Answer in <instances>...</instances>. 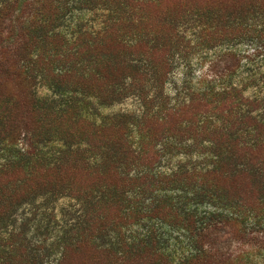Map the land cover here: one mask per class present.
Listing matches in <instances>:
<instances>
[{
    "label": "trees",
    "instance_id": "16d2710c",
    "mask_svg": "<svg viewBox=\"0 0 264 264\" xmlns=\"http://www.w3.org/2000/svg\"><path fill=\"white\" fill-rule=\"evenodd\" d=\"M98 1L0 0V87L6 72L22 75V60L67 58L56 49L42 55L38 47L42 41L61 36L60 28L75 3L92 8ZM114 20L113 44L117 49L128 43L127 33L135 34L136 42L145 40L148 22L143 14L120 11ZM81 32L75 31L72 40H86ZM71 37L67 40L72 41ZM82 47L77 53L89 57L84 56V60L106 59L101 37L84 41ZM117 49L113 60H126L124 51ZM6 60H16L13 68ZM57 76L54 79L66 87L63 77ZM122 79L115 84L126 85L129 78ZM226 103L220 108L234 123L222 127L204 124L200 118L197 122L211 135L205 152H201L203 161L170 170L157 169V165L163 155L181 144L170 139L172 136L193 132V128H184L185 113L165 110L162 121L152 122L153 128L144 122L146 117L143 132L139 130L144 139L139 155L120 125L113 143L100 146L96 182L86 191L75 189L77 181L69 174L79 167L87 171L85 167L90 169L94 161L63 155L48 164L41 156L18 147V140L12 141L18 148L1 166L20 169L12 175H0V264H264V117H254L251 109H245L246 102L236 116V110ZM199 110L202 116L213 111L198 109L192 117L196 118ZM177 119V128L166 129V122L174 124ZM236 119L238 123L247 121L243 129L236 127ZM8 121L11 132L18 131L12 114ZM24 128L36 131L35 126ZM66 145L62 151L70 152ZM96 147L90 144L92 150ZM42 195H67L79 205L60 220L50 244L55 254L39 252L31 242L25 246L13 241L20 231L17 222L27 217L25 211H19Z\"/></svg>",
    "mask_w": 264,
    "mask_h": 264
},
{
    "label": "rangeland",
    "instance_id": "374dc122",
    "mask_svg": "<svg viewBox=\"0 0 264 264\" xmlns=\"http://www.w3.org/2000/svg\"><path fill=\"white\" fill-rule=\"evenodd\" d=\"M118 2L101 0L92 8L75 3L60 28L61 36L51 42L42 41L38 47L42 55L56 49L68 57L22 60L21 76L5 73L0 87V175H12L20 169L1 166L18 147L35 157L41 156L48 164L63 155L78 161L88 158L94 161L90 169L79 167L69 174L77 181L74 188L86 191L93 189L91 185L96 182L95 161L101 156L100 146L113 143L120 125L139 155L144 141L139 130L143 132L144 122L153 128L152 122L162 121L165 110L185 113L184 128H193V132L184 136L168 134L172 137L167 138L181 144L163 155L157 165V169L170 170L180 164L203 161L205 155L201 152H205L211 135L197 123L199 118L211 126L234 123L226 112L222 113L223 103L229 102L237 116L246 102L245 109H251L254 117H264V0ZM120 11L125 15H144L148 22L144 41L136 42L137 36L127 33L128 43L117 49L113 44V22ZM78 30L86 40H72ZM104 34L107 36L102 41ZM70 37L72 41L67 40ZM99 37L107 48L106 59L84 60L85 53L78 54V49L84 47V41H97ZM115 48L124 51L126 60H113ZM6 61L13 68L16 60ZM58 74L66 87L55 80ZM121 78H129L126 85L115 84ZM198 109L213 111L202 116L199 110L196 118L192 117ZM11 114L19 125L15 133L8 121ZM166 123V129L177 128L180 121ZM235 123L243 129L247 121L238 123L236 119ZM25 125L35 126L36 131L24 128ZM14 140H18V147L11 143ZM66 144L70 152L62 151ZM90 144L97 147L92 150ZM29 202L19 211H25L27 217L22 223L17 222L20 231L13 241L25 246L31 242L39 252L55 254L50 244L62 224L60 220L79 205L67 195H42Z\"/></svg>",
    "mask_w": 264,
    "mask_h": 264
}]
</instances>
